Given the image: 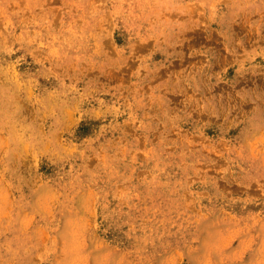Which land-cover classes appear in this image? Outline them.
<instances>
[{
    "label": "rangeland",
    "instance_id": "1",
    "mask_svg": "<svg viewBox=\"0 0 264 264\" xmlns=\"http://www.w3.org/2000/svg\"><path fill=\"white\" fill-rule=\"evenodd\" d=\"M142 2L0 0V264H264L262 13Z\"/></svg>",
    "mask_w": 264,
    "mask_h": 264
},
{
    "label": "clouds",
    "instance_id": "2",
    "mask_svg": "<svg viewBox=\"0 0 264 264\" xmlns=\"http://www.w3.org/2000/svg\"><path fill=\"white\" fill-rule=\"evenodd\" d=\"M110 0H100L97 5L101 18L105 23H111L115 16L110 12L108 3ZM258 8L261 13V25L264 28V0H143L142 3L130 4L125 9L123 4L119 5L121 10L127 11L130 17L147 20L155 17L156 22L150 25L145 33L137 32V38H148L154 29H159L161 35H178L194 27L204 26L210 28L212 24H222L234 9ZM139 9L136 15L132 10ZM227 9V11L225 10ZM176 13L174 19L165 17L160 19L164 13ZM107 17H111L108 19ZM201 18H204L203 20ZM253 26L256 27L255 22ZM264 39V37H261ZM142 87V84L140 85Z\"/></svg>",
    "mask_w": 264,
    "mask_h": 264
}]
</instances>
